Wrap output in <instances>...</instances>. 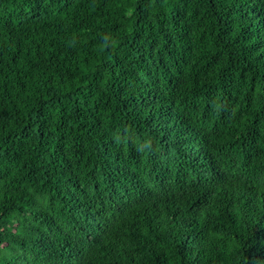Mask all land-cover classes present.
<instances>
[{
  "label": "trees",
  "instance_id": "16d2710c",
  "mask_svg": "<svg viewBox=\"0 0 264 264\" xmlns=\"http://www.w3.org/2000/svg\"><path fill=\"white\" fill-rule=\"evenodd\" d=\"M0 264H264V0H0Z\"/></svg>",
  "mask_w": 264,
  "mask_h": 264
}]
</instances>
